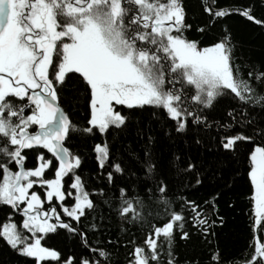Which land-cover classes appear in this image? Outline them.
<instances>
[{"label":"snow or ice","instance_id":"snow-or-ice-1","mask_svg":"<svg viewBox=\"0 0 264 264\" xmlns=\"http://www.w3.org/2000/svg\"><path fill=\"white\" fill-rule=\"evenodd\" d=\"M201 2L205 4V0ZM204 10L214 17L229 14L224 10L213 11L211 5ZM249 11L241 14L253 20ZM185 17L183 0H0V154L9 158L0 162V204L22 213L21 227L34 240L29 242L16 223L4 224L0 237L21 255L35 258L37 264L59 261V253L42 246L43 236L36 234L54 233L58 228L75 232L72 221L80 222L85 210L94 208L80 176L75 174L81 161L65 147V141L76 128L59 107L57 86L64 84L69 74H79L90 91V126L84 129L89 133L97 129L103 134L111 126L125 125L126 117L116 106L162 109L177 122V131L184 130L186 117L194 116L188 101L209 108L218 97L234 94L245 104L264 107V96L255 95L249 81L238 78L226 42L201 48L199 42L183 35L191 27L185 23ZM255 79L264 80V73H258ZM29 109V114H25ZM195 119L199 121L198 116ZM32 126H37V130L30 132ZM251 139L238 133L225 137L223 146L233 149L238 142ZM34 148L46 149L59 162L55 179H44L52 161H45L43 155L38 159L44 162L37 168L25 169L24 151ZM94 150L103 168L109 161L108 146L97 145ZM249 163L254 226L260 229L264 227V145L254 148ZM9 164L18 166V170L13 172ZM113 167L115 172L123 171L119 164ZM152 169L149 163L147 171ZM69 173L74 176L71 188L77 194L74 207H63V214L71 218L64 221L56 207L41 211L44 201L30 190L37 183L47 185V203L64 202L66 189L62 181ZM108 179L113 181L112 172L108 173ZM119 191L122 197L119 214L142 219L138 213L142 202L134 201L126 189ZM159 191L165 193L166 188L161 186ZM72 195L67 192V196ZM21 204L26 206L21 209ZM188 206L192 213L200 214V206L194 201H189ZM53 216L55 224L49 222ZM184 219L183 215L172 213L169 222L154 228L153 234L146 238L150 253L145 255V247H136L130 264L158 262L157 240L161 235L170 240L174 224ZM199 223L205 221L201 219ZM254 239L253 254L244 264H264V243L259 236ZM99 255L106 254L100 251ZM213 260H218V256H213ZM64 264H72V260Z\"/></svg>","mask_w":264,"mask_h":264},{"label":"trees","instance_id":"trees-1","mask_svg":"<svg viewBox=\"0 0 264 264\" xmlns=\"http://www.w3.org/2000/svg\"><path fill=\"white\" fill-rule=\"evenodd\" d=\"M183 5L185 23L191 25L183 33L185 38L199 42L201 48L226 42L238 78L249 81L255 95L264 96V80L255 79L258 73H264V0H205V4L201 0H183ZM206 5L229 14L210 16L204 10ZM244 10H250L253 21L241 14ZM201 28L203 31H198ZM69 77L57 86L59 106L76 128L65 147L81 161L75 174L80 176L94 208L86 209L80 222L72 221L75 232L58 228L43 235L41 244L58 252L60 260L39 264H64L69 259L72 264L85 260L89 264H130L136 247H145V255L150 253L146 238L154 228L169 222L172 213L185 219L174 224L170 240L159 237V261L150 264H244L251 259L254 237L259 236L264 243V227L254 226L253 187L249 179V154L256 146L264 145V107L245 104L234 94L218 97L209 108L188 101L194 116L186 117L184 130L177 131V122L162 109L116 106L126 117L125 125L111 126L103 134L97 129L89 133L84 129L90 126V91L79 74ZM187 94L192 93L189 90ZM238 133L250 136L251 141L238 142L233 149L224 148V138ZM104 144L108 146L109 161L101 168L94 149ZM24 154L26 170L36 167L40 155L45 160L54 159L48 151L36 148L26 149ZM8 159L0 154V162ZM149 163L153 165L151 172L147 171ZM115 164L123 171L115 172ZM8 166L17 170V166ZM52 169L51 166L45 170L44 179L51 178ZM109 172L113 173L112 182ZM73 180L72 173L65 176L64 207L71 208L75 199ZM161 186L166 188L165 193L159 191ZM41 187L35 185L33 190L41 194ZM120 189H126L134 201L142 202L138 208L142 219L119 214ZM67 192L73 195L67 196ZM189 201L200 206L198 216L190 211ZM61 216L62 220H71L63 211ZM201 219L205 223L200 224ZM9 222L16 223L18 231L25 233L20 216L11 206L0 204V228ZM100 251L106 255L100 256ZM213 256H218V260H213ZM0 264L37 262L21 255L0 237Z\"/></svg>","mask_w":264,"mask_h":264},{"label":"flooded vegetation","instance_id":"flooded-vegetation-1","mask_svg":"<svg viewBox=\"0 0 264 264\" xmlns=\"http://www.w3.org/2000/svg\"><path fill=\"white\" fill-rule=\"evenodd\" d=\"M62 109V108H61ZM29 112H30V109L29 110H26V113L25 114H29ZM65 113V112H64ZM66 115V114H65ZM37 130V126H32L30 129H29V131L30 132H34V131H36ZM35 149V148H34ZM36 149H39V150H46V149H43V148H36ZM47 151V150H46ZM49 160V159H48ZM52 176H51V178L53 177V176H55V172H56V169H57V167L59 166V162L58 161H56L55 160V158L53 159V161H52ZM50 166V167H51ZM49 167V168H50ZM48 168V169H49ZM50 178V179H51ZM65 177H64V180L62 181V183L64 184V186H65ZM35 186V185H34ZM38 186V185H37ZM30 191H34V190H30ZM36 192V191H35ZM38 195H40L41 196V199H42V201H44V203H43V207H42V211L44 210V211H46V210H50V208L51 207H56V209H57V212L58 213H62V211H63V209H62V204H63V202H61V201H58V200H54V202H53V204H49V203H47V201H45V199L44 198H42V195H43V189H42V192H41V194H39L38 192H36ZM24 207V204H21L20 205V208L22 209ZM16 211H19L18 209H15ZM20 212V211H19ZM16 213V212H15ZM18 216H20V218L21 219H23L24 217H23V215H22V213L20 212V213H16ZM62 217V216H61ZM62 219V218H61ZM52 221H54L55 223L57 222L56 221V219H55V217L53 216V218L51 219ZM64 221H66V220H64Z\"/></svg>","mask_w":264,"mask_h":264},{"label":"rangeland","instance_id":"rangeland-1","mask_svg":"<svg viewBox=\"0 0 264 264\" xmlns=\"http://www.w3.org/2000/svg\"><path fill=\"white\" fill-rule=\"evenodd\" d=\"M90 113H91V109H90ZM48 160V159H47ZM47 160H45V161H47ZM44 161H40L39 159H37V163H36V167L35 168H37L38 166H39V164L40 163H43ZM34 168V169H35ZM58 168V167H57ZM48 169V168H47ZM17 170H18V166H17ZM57 170V169H56ZM16 171V170H15ZM15 171H13V172H15ZM33 179H37V178H33ZM53 179H55V176H53L51 179H48V180H53ZM74 182V180L72 181V183ZM35 185H40L41 186V184L40 183H37V184H35ZM253 187V186H252ZM42 189H43V195H42V198H44L45 199V197H46V192L48 191V188H47V185H43L42 187H41ZM76 194H77V190H75L74 189V196H76ZM45 201H46V199H45ZM75 202H76V200L74 199L72 202H71V208L72 207H74V205H75ZM26 205H24V207H25ZM63 205H62V209H63ZM70 208V209H71ZM42 211V210H41ZM44 211V210H43ZM254 213H255V206H254ZM24 219V218H23ZM22 219V220H23ZM50 223H54L55 224V222L54 221H52V220H50L49 221ZM9 223H13V222H9ZM22 223V222H21ZM57 223V222H56ZM24 235L25 236H27V237H29V242H32V240H34V237H32V234L31 233H29V232H27V230H24ZM37 236H43L44 234H42V233H37L36 234ZM42 245V244H41ZM43 246V245H42Z\"/></svg>","mask_w":264,"mask_h":264},{"label":"water","instance_id":"water-1","mask_svg":"<svg viewBox=\"0 0 264 264\" xmlns=\"http://www.w3.org/2000/svg\"><path fill=\"white\" fill-rule=\"evenodd\" d=\"M253 21V20H252ZM60 107V106H59ZM61 108V107H60ZM62 110V109H61ZM63 111V110H62ZM65 114V113H64ZM13 209V208H12ZM14 212L16 213H20L19 211H16L15 209H13Z\"/></svg>","mask_w":264,"mask_h":264}]
</instances>
